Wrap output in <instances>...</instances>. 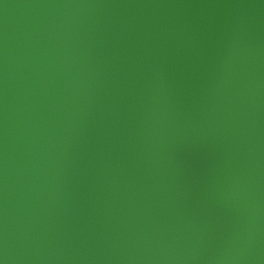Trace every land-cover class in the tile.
Segmentation results:
<instances>
[{"label":"water","instance_id":"water-1","mask_svg":"<svg viewBox=\"0 0 264 264\" xmlns=\"http://www.w3.org/2000/svg\"><path fill=\"white\" fill-rule=\"evenodd\" d=\"M0 264H264V0H0Z\"/></svg>","mask_w":264,"mask_h":264}]
</instances>
